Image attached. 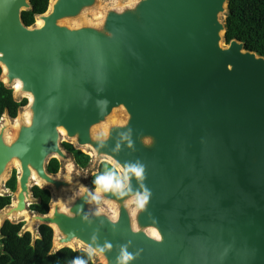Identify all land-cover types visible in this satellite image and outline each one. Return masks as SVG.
<instances>
[{
    "label": "water",
    "instance_id": "water-1",
    "mask_svg": "<svg viewBox=\"0 0 264 264\" xmlns=\"http://www.w3.org/2000/svg\"><path fill=\"white\" fill-rule=\"evenodd\" d=\"M100 1L50 0L25 25L30 1L0 0L1 79L30 95L14 136L0 120V195L19 166L0 225L28 215L33 233L52 227L53 250L80 244L102 264H264V56L226 42L228 0H113L85 19ZM62 140L143 178L67 203L79 176L47 169L70 161ZM34 185L51 191L46 213L28 207Z\"/></svg>",
    "mask_w": 264,
    "mask_h": 264
},
{
    "label": "trees",
    "instance_id": "trees-1",
    "mask_svg": "<svg viewBox=\"0 0 264 264\" xmlns=\"http://www.w3.org/2000/svg\"><path fill=\"white\" fill-rule=\"evenodd\" d=\"M31 8L22 11V20L25 25H32L36 15L46 12L50 0H29ZM225 40L238 39L244 43V48L264 56V0H228L227 11L224 14ZM2 67L0 65V120L6 113L16 117L19 111L28 103L26 97L16 99L14 89L8 87L1 79ZM73 158L83 168L91 163V156L81 149L75 148L71 143L64 142ZM98 175L108 172H118L107 161L102 162ZM60 166L57 158H52L47 169L55 172ZM93 177L91 187L95 186ZM5 187L9 190L0 195V210L11 204L13 193L17 190V175L15 172L6 181ZM32 193L35 201L29 208L46 213L49 211L51 194L47 188L34 185ZM24 220L18 222L7 219L0 226V264H72L76 257L82 258L86 264H102L94 260L85 249H74L64 246L53 250L54 231L47 224L38 226L34 236L30 230H23Z\"/></svg>",
    "mask_w": 264,
    "mask_h": 264
},
{
    "label": "rangeland",
    "instance_id": "rangeland-1",
    "mask_svg": "<svg viewBox=\"0 0 264 264\" xmlns=\"http://www.w3.org/2000/svg\"><path fill=\"white\" fill-rule=\"evenodd\" d=\"M112 1L113 0H101L100 3H99V5L96 8L91 9L86 14L85 19L95 20V19L99 18L97 16V14L100 12V10L103 11L104 6L107 3L112 2ZM25 97L29 101V97L27 95ZM124 115H125V111L123 109L122 110L121 109H118L117 112H116V114L114 116H112V118L122 119L124 117ZM97 127L94 130L95 131V134H103L104 131H105L104 127L103 126H97ZM64 139H65V137H64ZM72 142L74 143V141H72ZM83 151H85L86 153H88L91 156V158H93L92 157L93 156V153L91 154L88 149H83ZM99 160H102V158L99 159ZM64 162L65 161H63L62 172L67 171V172L73 173L74 175L79 176V183L76 185V187L73 188L72 190H68V192H65L64 200H65V202H68V201H66V197H67L68 194H72V193H75V192L78 193V192L81 191V189L83 188V186H88L89 185V181H90V178H91L92 174H94L96 172V166L93 165L92 160H91V163L87 166V168H81V167L77 166L72 161H68V162H65V163ZM110 163L113 164V165H115L113 162H110ZM115 166H116L117 169H119V167L117 165H115ZM13 172H15L16 175H18V167L14 163L10 164L9 170H8V175L5 178V181L3 182V187L5 188V190H7V188L5 187V183L10 178V176L13 174ZM121 176H122V173H121ZM41 186H43V185H41ZM43 187H45V186H43ZM95 191H96V188H95ZM13 197H15V192L13 193ZM135 202L136 201H133L132 207L135 205ZM28 207H29V205H28ZM111 207H112L111 204H109L107 202H104V201H96L94 203V206H93V208H103V209H106L108 211L109 210L111 211ZM111 212H113V211H111ZM11 220L12 221H15V222H18L20 220H24V221H26V224L23 226V230H30L34 236L37 233V231H36V233L35 232L33 233L31 227L30 226H27V220L25 219V217H17V218H14L13 217ZM0 226H2V225H0ZM74 247H75L74 249H80L82 246L80 244H77ZM92 257H93L94 260H96V258L94 256H92Z\"/></svg>",
    "mask_w": 264,
    "mask_h": 264
},
{
    "label": "clouds",
    "instance_id": "clouds-1",
    "mask_svg": "<svg viewBox=\"0 0 264 264\" xmlns=\"http://www.w3.org/2000/svg\"><path fill=\"white\" fill-rule=\"evenodd\" d=\"M143 167L130 165L127 170L123 173L122 176L118 175L116 172H108L96 177L94 183L97 185V192L101 189L105 191L109 190H120L124 188L125 182L129 179L128 173L134 174L138 179L143 178ZM148 193H145L142 197L139 198L138 204L140 207H143L144 204L148 200ZM94 199H98V197H93ZM133 259L131 254L124 252L121 258V264H127L129 260ZM72 264H86L80 257H76L73 259Z\"/></svg>",
    "mask_w": 264,
    "mask_h": 264
},
{
    "label": "flooded vegetation",
    "instance_id": "flooded-vegetation-1",
    "mask_svg": "<svg viewBox=\"0 0 264 264\" xmlns=\"http://www.w3.org/2000/svg\"><path fill=\"white\" fill-rule=\"evenodd\" d=\"M14 119H15V117H14ZM62 142V146H63V148L70 154V157H71V159H70V161H72V162H74L77 166H79V167H81V168H83L82 166H80V164L79 163H77L76 161H75V159L73 158V156H72V154H71V152L68 150V147H66L65 145H63V143L64 142H67V143H71L70 141H68V140H62L61 141ZM72 145H73V143H71ZM75 148H77L75 145H73ZM78 149V148H77ZM82 151H83V149H81ZM83 152H85V151H83ZM86 153V152H85ZM93 157V156H92ZM93 159V158H92ZM60 161V166H59V168H58V170H56L55 172H51V173H62V166H63V161H61V160H59ZM102 162H104V160H98L97 162H96V164L94 165V166H96V172L94 173V174H92V176H91V178H90V181H89V185H88V187L90 188V190L93 192H95V188H96V184H95V186H94V188H92L90 185H91V182L93 181V177L95 176V175H98V173H99V168H100V166H102V165H104ZM108 162V161H107ZM65 163V162H64ZM108 163H110V162H108ZM111 164V163H110ZM112 165V167L114 168V169H116V171L118 172V175H120L121 176V171L119 170V169H117L116 168V166L115 165H113V164H111ZM87 168V167H86ZM102 175V174H101ZM123 175V174H122ZM99 176V175H98ZM41 187V186H40ZM43 188H45V187H43ZM50 194H51V192H50ZM33 198L35 199V197L33 196ZM52 198V197H51ZM36 200V199H35ZM33 202H31L30 203V205L32 204ZM29 205V206H30ZM50 206H51V201H50ZM31 211H35V210H33V209H31V208H29ZM49 210H50V207H49Z\"/></svg>",
    "mask_w": 264,
    "mask_h": 264
},
{
    "label": "bare ground",
    "instance_id": "bare-ground-1",
    "mask_svg": "<svg viewBox=\"0 0 264 264\" xmlns=\"http://www.w3.org/2000/svg\"><path fill=\"white\" fill-rule=\"evenodd\" d=\"M102 14H103V11L100 10V12L97 14V16H98V17H101ZM41 22H42L41 19H38V20H37V23L41 24ZM15 86H16V88H18V87L20 86V83L17 82V83L15 84ZM28 96L30 97V95H28ZM115 111L117 112V110H115ZM115 111H114V112H115ZM116 112L113 113L112 116H114V115L116 114ZM24 114H27V112H24ZM99 126H103L104 129H105L104 133H106V126H105V125H99ZM17 127H18V121H17V118H16L15 120H13V124H12L11 126H9V128L7 129V131H6V136H7L8 138H11L12 136H14ZM95 128H96V127H95ZM97 128H98V127H97ZM60 132L62 133V135L65 134V130H64L63 128H60ZM72 141H73V140H72ZM13 163L16 164L17 167H19L16 161H14ZM69 173H70V172H69ZM37 182L40 184L39 181H37ZM71 199H72V194H68L67 197H66V201L70 202ZM68 202H67V203H68ZM111 211L114 212V208L111 207ZM25 219H26L27 221H29V216H28V215L25 216Z\"/></svg>",
    "mask_w": 264,
    "mask_h": 264
},
{
    "label": "snow or ice",
    "instance_id": "snow-or-ice-1",
    "mask_svg": "<svg viewBox=\"0 0 264 264\" xmlns=\"http://www.w3.org/2000/svg\"><path fill=\"white\" fill-rule=\"evenodd\" d=\"M152 234H153L155 237L159 238V234H158L157 232L154 231Z\"/></svg>",
    "mask_w": 264,
    "mask_h": 264
}]
</instances>
